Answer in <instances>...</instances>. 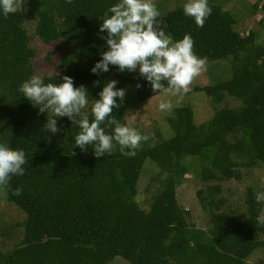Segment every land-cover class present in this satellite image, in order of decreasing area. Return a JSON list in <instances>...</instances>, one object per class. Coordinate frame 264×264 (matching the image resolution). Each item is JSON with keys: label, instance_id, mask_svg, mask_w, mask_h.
<instances>
[{"label": "trees", "instance_id": "16d2710c", "mask_svg": "<svg viewBox=\"0 0 264 264\" xmlns=\"http://www.w3.org/2000/svg\"><path fill=\"white\" fill-rule=\"evenodd\" d=\"M117 2L27 0L22 12L5 16L0 10V143L23 150L28 160L25 174L12 176L9 186L2 187L24 218L18 242L0 247V264H107L116 256L129 264H250L247 257L264 249V223L257 219L263 216L264 201L255 199L264 186L248 185L240 195L242 207L231 210L223 209L225 198L218 195L224 181L242 180L240 168L264 165V41L257 40L255 30L237 31L218 0H208L212 13L203 27L184 14L183 5L162 14L166 34L174 41L190 34L197 56L229 63L227 78L193 86L209 97L210 117L196 124L189 104L175 106L171 135L142 142L135 156L117 149L97 158L91 146L82 151L74 144L80 128L67 117L57 118L62 131L53 135L44 127L52 113H40L19 91L34 75V50L24 25L30 19L39 41L58 39L65 45L58 71L41 75L45 83L59 84L69 76L74 86L86 87L91 104L110 80L118 81V88L131 83L137 100L155 94L138 69L120 72L109 65L99 76L90 72L107 51L102 38L107 33L99 26ZM254 23L264 31V13ZM226 96L238 103L222 104ZM124 103L113 110L121 124ZM85 111L91 121V105ZM101 126L112 133L113 126ZM186 156L200 159L193 172L204 184L195 194L208 217L205 228L188 223L175 196L185 174L180 161ZM146 160L157 173L146 186L149 198L139 204L136 184ZM17 188L22 189L19 196Z\"/></svg>", "mask_w": 264, "mask_h": 264}, {"label": "clouds", "instance_id": "9594fccd", "mask_svg": "<svg viewBox=\"0 0 264 264\" xmlns=\"http://www.w3.org/2000/svg\"><path fill=\"white\" fill-rule=\"evenodd\" d=\"M66 2L70 4L72 0ZM26 3L27 0H0V10L5 16L15 14L24 11ZM183 12L193 18L198 27H203L212 8L208 0H186ZM99 31L107 33L102 37L106 41L107 51L102 52V58L90 69L94 75L108 72L109 65L116 66L120 72H135L138 69L139 75L150 84L153 92L176 95L189 92L193 81L206 71L207 58L195 54L194 40L190 34H185L178 41L166 34L153 0H118L108 8ZM62 81L59 84L45 83L43 76L33 75L19 86L23 97L40 113H52L47 118L45 129L53 135L61 132L57 118L67 117L80 128L74 137V144L82 151H87L91 146L97 158L117 149L122 155L135 156L136 150L149 137L121 124L113 116V110L120 107L126 96L125 89L116 87L118 81H108L99 92V99L93 100L91 114L94 118L91 121L85 111L89 107L86 87L74 86V80L69 76H63ZM94 83L99 84L100 81ZM171 108V102L159 104L161 111ZM105 122L113 126L111 134L101 126ZM27 163L23 150L0 143V187L7 188L12 176L24 175V165ZM21 193V188L15 189V195ZM255 199L257 202L264 201V192H257ZM257 219L259 223H264V216Z\"/></svg>", "mask_w": 264, "mask_h": 264}, {"label": "rangeland", "instance_id": "374dc122", "mask_svg": "<svg viewBox=\"0 0 264 264\" xmlns=\"http://www.w3.org/2000/svg\"><path fill=\"white\" fill-rule=\"evenodd\" d=\"M160 12L162 20L163 11L174 8L175 6L184 5L186 0H153ZM219 5L227 10L234 18V28L237 31L244 32L255 30L258 33L257 40L264 41V31L258 28L254 20L264 13L261 5L264 0H218ZM253 5H256L253 10ZM255 11L257 13L255 14ZM163 22V20H162ZM25 28L29 37V46L34 50V56L31 59L34 75H49L58 71L57 63L62 56L64 44L60 40H53L47 44L38 40L33 33V23L30 19L25 20ZM164 27V23H163ZM165 29V27H164ZM166 32V30H165ZM229 63L227 60H215L207 62L206 71L202 72L190 86L187 93L176 95L158 92L149 96L145 100H137L134 96V87L131 83L126 84L122 89L126 90L124 103L123 123L140 131L143 135L150 138V141L166 138L171 135L170 120L172 110L175 106L189 104L194 122L200 123L210 117L212 107L209 104V97L203 91L193 90V86L208 84L213 80H221L229 75ZM171 102L172 108L168 111H161L159 104L161 102ZM228 103L232 106L238 101L232 97L226 96L221 102ZM91 103L89 102V106ZM88 109V108H87ZM86 110V109H85ZM199 157L186 156L181 159L180 163L185 167L184 178L179 182L175 189V196L178 204L185 210V217L188 223L194 227L205 228L208 221L205 212L197 202L195 191L203 187L198 176L194 175V169L200 166ZM242 171V180H226L221 184L222 191L218 196L224 197L223 209H236L242 207L240 195L248 185L253 187L264 186V165L255 163L248 168H240ZM157 173V168L150 160L144 161L142 169L136 184L139 204H143L149 198V192L145 191L150 176ZM152 190V187L150 188ZM264 216V209L262 211ZM24 218L23 212L13 203L7 201L2 187H0V231L4 227H10L4 235L0 236V247L9 249L18 242L21 235V221ZM261 238H264V230L261 231ZM247 262L250 264H264V249L254 250L248 257ZM107 264H129L125 259L116 256Z\"/></svg>", "mask_w": 264, "mask_h": 264}]
</instances>
